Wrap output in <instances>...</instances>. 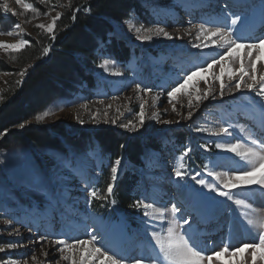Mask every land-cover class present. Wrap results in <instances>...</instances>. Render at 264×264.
Listing matches in <instances>:
<instances>
[{
	"label": "rangeland",
	"instance_id": "rangeland-1",
	"mask_svg": "<svg viewBox=\"0 0 264 264\" xmlns=\"http://www.w3.org/2000/svg\"><path fill=\"white\" fill-rule=\"evenodd\" d=\"M222 1L228 3L233 0ZM254 1L255 0L249 2L254 3ZM165 2L169 4V6L171 5V7L178 4L180 8L177 9L179 10L177 13L184 14L183 12L186 10L185 6L188 3H190V5L195 4L196 0H144V10L141 15L133 14L125 21L116 19L111 20L114 30L110 33L111 35L108 34V37L123 41L124 44L130 47V50L132 46L133 49L131 51V56L138 60L141 59V57L138 56V50L144 46L155 44L157 46V50L158 47L162 46L163 49H167L169 51L173 48L176 42L163 38L162 34L159 38H154L151 42L141 43L137 39L138 36L142 35H151L156 37V33L159 29H165L164 26H157L158 21H163L164 18L168 17L164 14L166 8L164 9L162 5H158L159 3ZM249 2L248 0H238L237 3L241 6L244 3ZM11 3L12 5L10 8H12L13 12L16 13L15 15L12 13H5L3 11V5L0 3V42L4 45H16L20 40L27 41L28 38L35 34L34 32L36 30H43L47 33H52L54 31L55 22H53V17H57L61 8V4L58 1L24 0V3L31 5L28 9L23 8L22 5L16 4L15 0H11ZM233 4H235V2ZM216 6H218V3L215 7ZM230 7L232 8L231 11L235 10L232 6ZM256 10L257 5L255 4L254 9H252V14L257 15ZM234 13L241 17L244 15V11H237ZM210 15L213 14L210 13ZM17 24L20 25L19 28L15 27ZM40 25H43L44 27H40ZM49 25H52L53 27V31L51 32L48 30ZM165 30L169 33L168 29ZM194 31L195 33L198 32L197 29ZM9 32H11L12 35H9ZM196 35L197 38L198 35L200 38H203L200 34ZM255 37L259 36L256 35ZM244 42H253V40L246 39ZM23 47L24 46L16 48L0 47V64H5L6 60L14 59L13 55ZM185 49H187V52L191 51L190 47H185ZM193 50L194 49H192V51ZM205 50L206 49H203V51ZM242 50L245 51L244 49ZM172 51L175 56H182L180 54H176L177 52L175 49H172ZM256 54L261 56V60L257 62L258 77L259 73L264 72V47H262ZM95 56L96 60H92L93 72L98 80H104L105 77L111 74L118 77L125 73V68L117 59L113 57L111 52L106 47V43H100L95 51ZM181 58H183V56ZM245 59H248V57L245 56L244 60ZM176 61L179 60L176 59ZM238 63L230 64L229 66L238 69L240 66ZM193 64L195 63L193 62ZM196 66L198 65L196 64ZM206 67L207 65H203L201 67H195L194 70ZM186 69L187 66L185 65L182 67L175 66L174 71L180 72L185 71ZM245 70L248 71L247 62L245 64ZM219 71V66L217 65L214 66V69L210 70L208 73H198L197 76L193 77V81L188 85L189 90L194 93L191 107H189L188 96L183 90L178 92L176 97L172 100H170L169 97H165L161 104H167V101H170V103H168L164 108L163 106L160 107L159 113H156L158 115V120L155 125H152V127H160V125H162L160 121H171L173 118L177 119L175 120L176 123L177 121L181 122L183 118L186 119L189 111H192L193 113L195 112V117L190 119L193 124L184 126L183 130H178V132H182L184 134V139H186L187 135H190L189 141L192 142V144H188L186 147L184 146L181 148V151H184L186 157L188 158L189 156V161L187 160L185 163V156L183 153H179L176 157V160L179 163L180 171L185 174V179L178 183L173 170L170 172L168 171L167 175L169 179H172L176 189H181V186L186 187L185 193L188 200L187 204L190 205L187 212L191 211V193L193 190L202 191L209 198L208 206L205 207V209H209L210 211H205L204 214L208 213L209 215H213L216 217V220H218L224 213L232 211L231 218V214H225V218L221 219L225 222V224H227V221L230 220V227L232 231L226 234L223 246L212 247L214 251H218L220 248L224 247L225 244H229L232 247H240L245 243H259L257 238L259 232L262 231L261 218L264 213V191H260L259 186L257 185L241 187L238 190H235L233 192V198L228 200L224 197H217L215 192H209L207 188L201 189V186L196 184L195 180L192 179V177L196 176L197 179H206L209 183L216 182L213 180V177L208 176V174H202L198 170V167L203 169L205 172H207L206 169H210L215 173L220 172L221 170H223V172L235 170L229 165L221 168L219 171L213 167L215 158L213 155L209 156L208 151H213V149L216 148L214 145L217 143H224V141L221 137H217L211 145H204L207 143L206 141L210 140L207 138L206 134L208 132L214 134L217 121L222 119L223 124L227 127V129L236 131L245 136V138H249L247 123L236 121L233 118L232 119L234 121L229 123L226 117L227 115L223 113L226 112L228 115L230 113H235L236 116L240 113H244L245 115L246 113H253L254 109L247 104H250V102L247 100L246 96H244L246 92L252 96L254 101L260 102L264 106V99L258 96L256 92H252L246 88L235 92V80L229 81L226 75L223 77V80L226 85L231 84V87H225L223 90V97L220 95V98L208 97L207 99L196 101L195 96L197 94L203 96L205 92L203 90L214 89L217 93H220V82L215 80L213 76V72L216 75H219ZM201 77H204V79H201ZM6 78L7 73L0 71V93L4 88ZM197 81H199L197 84V88L199 89L198 93L192 89V83H196ZM205 81H207V83H205ZM244 82H247V76L245 77V80L242 81V83ZM83 85V83L77 84L75 95L70 99L67 105L59 106L57 109L56 105L51 106L44 113V115L41 116L43 119L38 122L47 126L57 124L54 122V118L57 116L55 120L62 123V125L66 128L65 131L67 134L78 138H80L79 136L84 137L79 139V143L63 141V145L57 149L50 147L39 149L30 143L24 144L10 139L7 143H5L6 147L0 149V247L5 248V252H0V260L13 259L20 262V264H22L24 260H28L29 264H45L42 261L39 263L41 259L40 253L42 255V248L38 249L35 242L28 243V241H25V237V240L22 238V231L28 234L26 229L29 232L39 234L42 233L41 236H45V232H48L52 235L51 240L66 239L69 240V244L73 243V240L89 239V235L86 233H92L94 228H97L94 224L88 225L82 234L81 232L77 233L73 231L66 233L65 231L67 230L68 225L65 223L67 221H64V224L61 226L59 219L54 218V216L63 215L66 212H69L71 215V211L67 210L64 204L69 202L72 195V197H74L73 200L76 199L78 203L79 199L82 198L84 208L88 206L89 210L94 213L93 216L95 215L94 219L96 225L101 228L98 232L101 233V236H106L104 239L100 240L99 233H93L97 234L98 240H100L96 244L97 247L103 246L105 250H108L109 255H114L117 259L126 257L127 259L124 260V264H135V259L132 258H139L142 255L158 256L161 264H166V261H164L160 255L159 248L155 244L152 233L156 232L159 233L161 237H166L170 234V230H176L175 226L178 220L175 218L172 208L174 198L168 195L166 201L161 200L155 203L159 196L153 194L152 192L151 195L153 194V203H150L149 200H145L146 204L152 205V207L147 209L149 213L148 217L144 216L143 208L140 210L136 209L134 212L127 214L123 213L119 210L116 203L113 205V199L111 198V195H108L107 193L108 184L104 188L98 186L103 183L102 181H98L101 174L99 171L100 169L97 168L98 159L90 158L87 148L88 144L86 145L85 141L86 129H93L97 132L101 129L111 130L114 127H120L119 118L121 112H125L126 109H134V106L139 108L141 104H144V115H146L148 120L150 113L147 110L145 103H143L146 97L144 95H138L137 92L135 95L132 94L131 96L124 94L123 97L118 99V101H115V104L112 107L109 105V102L111 101L99 103L97 101L92 102L90 99H87V88L89 87L87 86L85 88ZM80 87L84 88L83 90L86 89L87 91H81L79 93L78 90ZM257 91H259V89H257ZM171 102L175 105V107L173 106L175 111L172 108ZM168 106L172 109L168 110ZM149 110L153 111L152 108H149ZM105 113H107V115H105ZM198 113L202 115L200 116L198 124H194ZM156 114L152 115L155 116ZM222 114L223 116H220ZM138 116L139 119L133 120L135 122L134 125L140 127V115ZM113 120H115L116 123H112ZM80 121H83V123H80ZM34 123V120H29L24 123V125L28 126L29 124ZM15 129L20 130V125ZM197 129L202 131H197ZM152 131H154L153 128L149 130V132ZM228 133L229 132L226 134ZM2 137L3 134H0V140ZM237 142L238 141L236 140L231 141V144H235ZM241 144L244 146H252L251 143ZM207 147L208 149L206 151L205 148ZM188 149H191V151H187ZM257 150L259 151L260 149L258 148ZM224 152L229 153L228 151ZM194 156H200L203 161L201 163L200 161L194 162L196 164L194 166V163L191 162ZM238 160L240 161L239 157ZM102 164H106L107 168L110 170L111 178V168L113 167V162L109 163L108 160H105ZM179 169L178 165L175 166V171ZM243 169L245 171L250 170L251 164L247 167L244 165ZM152 170V168L144 166L141 169V174L143 177L153 178L154 176ZM197 173H201V175L197 176ZM259 175L260 173L256 174L257 177H259ZM90 191H96L97 196L90 197ZM164 191L165 190H161V192ZM104 197H107V199ZM236 201H239L240 203L237 204ZM92 203H97L96 206L100 207L102 212L96 213L92 210ZM71 206L73 207V203ZM154 210H156V215L154 214ZM161 211L164 212L165 216L163 220L159 218ZM47 214L53 216L50 218L52 226L47 220ZM88 215L92 218V214H90V212ZM154 216L159 219L154 220ZM5 220L10 221V224L6 225ZM20 220H24V222L20 223ZM195 222L196 219L194 218L192 231L195 230ZM216 224L217 221L211 223L208 226V229H212ZM202 226L204 225H200V227ZM72 227L75 226L72 225ZM226 227L228 231V224ZM62 228L65 230L63 233ZM51 230L52 232H50ZM17 232L19 235L15 234ZM141 233L148 234L153 243H151V245H154L152 246V249L151 245L148 244L147 241H143V239H141ZM70 237H74V239L72 240ZM9 243L16 244L17 247L14 249H8L7 245ZM57 246L59 249L64 247L61 244H57ZM86 246H84L85 248L83 249V255L85 256L87 255V249L91 247V244L87 247ZM79 250H81V248ZM138 251L140 253L137 254ZM64 252L71 254L72 251L65 250ZM33 254L37 257L36 261H32L31 259ZM205 255L207 256L206 253ZM240 259H247L248 264H251V249H247L243 256L232 258L229 255H226L221 261H217L214 258L213 262L215 264H238ZM58 261L59 258L56 262ZM97 264H99V262H97ZM105 264H107V261H105ZM141 264H146V262L141 261ZM205 264H207V261H205ZM257 264H264V260H257Z\"/></svg>",
	"mask_w": 264,
	"mask_h": 264
},
{
	"label": "trees",
	"instance_id": "trees-1",
	"mask_svg": "<svg viewBox=\"0 0 264 264\" xmlns=\"http://www.w3.org/2000/svg\"><path fill=\"white\" fill-rule=\"evenodd\" d=\"M61 4L59 16L54 24V31L47 33L36 30L27 39L28 43L13 55L14 59L0 64V71L7 73L4 88L0 93V134L7 132L0 140V149L10 139L39 148L57 149L63 141L77 142L83 136H71L61 123L43 125L38 123L37 116H42L51 107L65 106L76 91L77 84L84 82L88 87L93 85L92 77L87 71V61L96 60L97 47L106 43V47L117 60H124L128 47L121 40L109 38L113 32L112 19L125 21L132 13L141 15L144 0H54ZM48 48L47 53L44 49ZM24 72L22 78L20 73ZM29 120V124L15 128ZM102 150L115 158L121 146L125 147L127 158L137 162L141 145L137 139H128L117 135L109 129L95 133ZM104 188L110 183V170L103 168L101 174ZM136 183L133 174L121 175L111 198L123 213L134 212L137 195L131 190ZM97 201V200H95ZM97 203L91 208L102 212Z\"/></svg>",
	"mask_w": 264,
	"mask_h": 264
},
{
	"label": "snow or ice",
	"instance_id": "snow-or-ice-1",
	"mask_svg": "<svg viewBox=\"0 0 264 264\" xmlns=\"http://www.w3.org/2000/svg\"><path fill=\"white\" fill-rule=\"evenodd\" d=\"M16 4L22 5L23 8L28 9L31 5L24 3V0H15ZM3 11L5 13H12V8L5 3L3 6ZM59 14H57V17ZM57 17H53V22L56 21ZM243 17L232 13V18L230 23L228 22L227 15L221 13L219 21L214 22L212 20H206L199 25H193L198 31V33H202L204 37V42L197 43L194 47L205 48L210 47L214 49H226L223 55L219 56V59H213L211 63L207 64L206 68H199L197 71L192 72L190 75L184 77L183 83H179L177 87L171 89V91L167 92V96L170 100L174 99L178 92L181 90L188 96L189 107L192 106L193 103V91H190L188 85L193 81V77L197 76L198 73H207L210 70L214 69V66H219V75H216L213 72L214 79L220 82V95L223 97V90L225 87H231V84L226 85L223 77L226 75L229 81L235 80V88L234 91H238L241 88H246L252 92H256L258 96L264 99V72L259 73L257 77V62L261 60V56L256 54L259 50L264 47V35L259 37H248L247 39L253 40V42H242L245 38L240 35H237V30L242 27L241 21ZM213 23H219L221 26L208 27V25ZM15 27L19 28L20 25L17 24ZM40 27H44L40 25ZM48 30L53 31L52 25L48 26ZM139 31V30H138ZM12 35L11 32L8 33ZM163 36L165 39H182L179 35L173 37L168 32L164 31L163 28L159 29L156 33V37L151 35H142L138 36L137 39L143 42H151L154 38H159ZM185 34H190V30H188ZM111 35V34H109ZM200 36L198 35V40ZM28 41L20 40L16 45H4L0 42V47L5 48H16L22 47L26 45ZM244 49V56L248 57L247 66L248 71L245 70V64L243 56L241 55L240 50ZM49 51L48 48L44 49V52L47 53ZM239 62L240 66L238 69L230 67V63ZM20 76L23 78L25 76L24 72L20 73ZM247 76L250 82H244L245 77ZM204 79V77H201ZM192 83V89L197 93L199 89L197 88V84ZM207 83V81H205ZM136 88L138 90L141 89V85L137 84ZM259 89V91H257ZM144 92H149L151 89L143 88ZM209 96V91L205 90L203 96L197 94L195 96L196 101H200L202 99H207ZM140 127L142 128L145 124V115H144V104L140 105ZM175 111V108H173ZM47 115V113H46ZM107 115V113H105ZM193 116V112L189 111L186 119H190ZM155 118V117H154ZM36 119L39 121L43 119L41 116H37ZM83 123V121H80ZM112 123H116L115 120ZM163 123H172L171 121H163ZM179 123V121H177ZM21 128L25 127L24 124L20 125ZM121 127L127 128V125H121ZM197 131H202L197 129ZM222 133H227L229 130L226 128H222L220 130ZM7 132V130H5ZM252 146H244L239 141L235 144L231 143H217L216 149L220 151H228L234 153L236 156L240 158L241 161L245 162V167L251 164V169L245 171L243 168L238 170H229L225 171L222 174H218L213 172L210 169L207 170L208 176L213 177V180L216 182L209 183L206 179H197L196 176L192 177L195 180L196 184L201 186V189L207 188L209 192H215L217 197H224L228 200L233 198V192L238 190L241 187H249L253 184L259 186L260 191H264V141H261L259 144L257 140L251 141ZM260 149L259 151L257 149ZM207 150V149H205ZM187 151H191L188 149ZM123 157L117 158L114 163V166L111 168V182L107 185V193L111 195L114 191L116 181L119 179L120 173V164L122 163ZM259 172V177L256 176V173ZM201 175V173H197V176ZM176 181L179 183L185 179V174L180 171H175ZM90 197H96V191L89 192ZM192 196V207L191 211L185 215L182 214L180 217V221L176 223V230H170V234L166 237H161L159 233L153 232L152 237L155 240L156 246L160 250V255L162 256L164 261H167V264H212L213 259L215 258L217 261H221L223 257L229 255L232 258H236L238 256H243L247 249H251V264H257V260H264V232H260L258 234L259 243L252 244H243L241 247H232L229 244H225L224 247L220 248L218 251H212L210 255H205L207 249H198L193 243V238L189 234V230L191 229L194 217L197 216L202 208L208 206V197L202 191L193 190L191 193ZM107 199V197H104ZM239 204V201H236ZM113 205H115V201H113ZM133 207L137 210L141 208L144 209V216L148 217L149 213L147 211L148 208L152 207L151 204H146L144 200H137ZM174 213H180L181 208L177 207L175 204L173 205ZM161 220L165 218L164 212L161 211L159 216ZM5 224H10V221L5 220ZM99 229L96 228L92 233H86L89 235V239L87 240H73V243L69 244L66 239L60 240H48L47 236H39L37 238V243L41 241H47L52 245L61 244L64 247L60 249L61 253L65 250L74 251L79 253L80 248H84V246L91 244V247L87 249V255H79V258H73L69 255H62V259L65 261L71 260V264H124V260L126 257H121L117 259L114 255H109L108 250H105L103 246L97 247L96 244L99 242L97 234H93L98 232ZM19 235V233H15ZM11 235V234H10ZM78 246V247H77ZM16 244L9 243L7 245L8 249L16 248ZM0 252H5V248L0 247ZM42 255L47 257L48 253L42 248ZM32 261H36L37 257L35 254L32 256ZM135 259V264H141V261H145L146 264H161L160 258L158 256H140ZM0 264H20L17 260L6 259L0 260ZM22 264H29L28 260H24ZM238 264H248L247 259H240Z\"/></svg>",
	"mask_w": 264,
	"mask_h": 264
},
{
	"label": "bare ground",
	"instance_id": "bare-ground-1",
	"mask_svg": "<svg viewBox=\"0 0 264 264\" xmlns=\"http://www.w3.org/2000/svg\"><path fill=\"white\" fill-rule=\"evenodd\" d=\"M234 2H235V4H233ZM0 3L2 5L7 3L9 7H11V5H12L11 0H0ZM217 3H218V6H216L214 9H212L210 4L216 5ZM195 4L196 5L193 6V5H190V3H188L185 6L186 10L183 12L184 14L177 13V12H179V10H177V9L180 8V6L178 4L173 5V7H171V5L169 6V4H167L166 2L158 4V5H162L164 7V9L166 8L165 12L164 11L163 12L168 17L164 18L163 21L161 23H159L157 26L158 27L164 26L165 29L169 30V34L172 35L173 37H176L177 35L182 37V39H176V40L172 39V41H174L176 43L174 44L173 48H171L170 50L172 51V49H175V50L179 49L181 51H184V53L182 55L183 58H181L182 56L178 55V56H173L167 60L176 61V59H177V60L182 61V62L187 61L186 63H192L191 65L197 64L198 66L207 65V64L211 63L213 59L218 60L219 56L223 55V53L226 51V49H214V48H210V47H205L203 49H206V50L203 51V49H201V48L194 47L195 44L204 42V40H203L204 37L203 38L201 37L198 40L196 34H200L201 36H203V34L198 33V32L195 33L194 30L196 28L193 27V25H199L200 23H203L206 20H212L214 22H217V21H219L221 13L227 15V17H228L233 12L242 11L244 9L240 6V4L237 3V0H233L231 3H226V2L220 1V0H196ZM228 5L232 6L233 9H235V10L231 11L232 8ZM210 13H212L213 15H210ZM258 24L261 26V28L255 33V31L257 30ZM262 25H264V17H262L260 19L257 18V20L254 19L253 21H250L249 25H248V28H249L248 31H250V32L247 34V36H250L251 34H252V36H255L260 31H261V34L264 35V26H262ZM215 26H221V25L219 23H213V24L208 25V27H215ZM165 29H164V31H166ZM188 30H190V34H185ZM258 34H260V33H258ZM185 35H186V38H185ZM185 47H190L191 51L187 52V49H185ZM167 48H169V47H167ZM207 48H208V50H207ZM192 49H194L195 51L193 50L194 51L193 52ZM240 52H241V55L243 56V59H244V57H245L244 51L241 49ZM138 56L141 57L140 60L135 59L133 56H131V59L125 64L126 68H125L124 74H122L118 77L111 74V75L105 77L104 80H95L96 88H95V90L93 92V96L90 100L92 102L97 101L99 103L111 101V102H109V105H111L113 107V105L115 104V101H118V99L120 97H123L124 94L127 96H131L132 94L135 95L137 92L138 95H144L146 97V99L144 98L145 100L143 103H145V105L147 106V110L150 113V117L147 120V117L145 115L146 122L142 128L134 125L135 122L133 119H139L138 115H139L140 110H141L140 106H139V108L137 106L136 107L134 106V109H130V110L126 109L125 112H121V115L119 118L120 119L119 120L120 127H114L112 129H114V130H116L122 134H126L130 137L138 138L140 140V142H142V143H144L148 140L149 141H157L159 144V147H155V148L147 147L145 150V153H144L145 156L142 159H143V163L145 166L148 167V166L157 165L156 170L158 172H161L162 168L171 167V165H169V164L173 161V156L175 155V151L180 149V147L178 146V136L176 135L177 134L176 132H178V130H183L184 126L192 125L193 122H191L190 119L193 118V116L190 119H184L183 118L184 120L182 119L183 121L181 120V122H179V123L175 122V120H177L176 118L171 119L172 123H167V124L163 123V121H160L162 124V125H160V127H152V125H155L156 121L158 120L157 114L160 111L159 110L160 107L163 106V108H164V107H166V105L168 103H170V101H167L166 102L167 104H161L162 100L165 97H168L167 92L171 91V89L174 88L173 83H175V81H177L180 77H177V79L174 81L177 73L173 72V70L171 69L172 66L170 64H166L164 62H161L160 54L157 51V46L155 44H151L149 46H144L143 48H140L138 50ZM188 60H190V61H188ZM247 60L248 59L244 60V64H246ZM193 62L195 64H193ZM237 63L238 62L230 63V64H237ZM247 82H250L248 80V78H247ZM137 84L141 85L140 90H138L136 88ZM143 88H149V89H151V91L144 92L142 90ZM203 91H205V90H203ZM127 92H129V93H127ZM208 97H220V93H217L216 90L211 89ZM128 106H129V104H128ZM169 107L170 106H168L167 109L171 110V108H169ZM149 108H152L153 111L149 110ZM152 114H156V115L153 116ZM55 118H54V122L59 123V121L55 120ZM165 119H167V118H165ZM196 119H197V116H196ZM121 125H127V128L121 127ZM88 127H90V126H88ZM151 128H153L154 131L149 132V130ZM93 131H95V130L86 129V132H93ZM215 132L216 133L218 132V134H222V132L219 131V129L217 127H216ZM96 153H97V150L94 148L92 150L90 156L92 158H96ZM233 155L235 156V154H233ZM124 166H126V162L124 160H122V163L120 164L119 167L121 169ZM129 166H132V165L129 164ZM222 173H224V172L223 171L218 172V174H222ZM174 195L176 196V198L178 197L177 190H174L173 196ZM162 198L164 200V197H162ZM73 199H74V197H72V195H71V199L69 200V202L64 204L65 208L67 210L71 211V215L69 212H66L63 215H58L56 217L54 216L55 219H59L61 226L64 224V221H67L65 224L68 225V228L66 231L62 228V233L64 231L66 233H69L71 231L80 233L79 231L82 230L81 228H84V227L88 226L89 224H95L96 223L94 216H93V213L91 211H90V214H92V218L90 217V215H88L89 212H86V214L83 215V216H86L85 218L80 216V214H82V206H81L82 199H79V203L77 202L76 199L75 200H73ZM72 203H73V207L71 206ZM155 211L156 210H154V214L156 215ZM74 212H77V213L74 214ZM49 213H51V212H49ZM225 214L226 213H224L220 219L216 220L217 224L214 226L215 228L213 227L212 230H208L207 231V237H205L201 241H199V244H200V242H202L208 248L212 247L214 245L215 246H222L223 245L222 244L223 239H225L226 234H228V232L231 231V227H230L231 223L228 224V221H227V224L229 227V229L227 231V227H226L227 224H225V222H223L221 220L222 218H225ZM227 214H232V211L227 213ZM52 217H53L52 215L47 214V220L49 222L51 221L50 218H52ZM230 218H231V215H230ZM157 219H159V218L154 216V220H157ZM19 222L23 223L24 220H20ZM76 222H78V224ZM72 225L75 227H72ZM24 226H26V225H24ZM51 226H52V223H51ZM98 229H99V227H98ZM52 230L50 232H52ZM26 232H28V234H26L25 232L22 231V238L24 240L26 238L25 241H28V243L35 242V245H36V247H38V249L43 248L48 253L47 257H45L44 255H41V253H40L41 259H40L39 263L42 261L45 264H49V263L50 264H64V263L65 264H67V263L71 264L70 263L71 260H68V261L63 260L62 255H69V256H72L73 258H77V259L79 258V255H83V249L85 247L81 248V250H79V253H76L74 251H72L71 254L67 253V252L61 253V251L57 245H52V244L48 243L47 241H41L39 243L36 242L37 238L39 236H41L42 233L39 234V233L29 232V231H27V229H26ZM190 232L191 231H189V234H190ZM45 236L48 237V240H51V238H52V235H50L48 232L47 233L45 232ZM140 237H141V239H143V241H147L148 244L152 243V240H150L148 234L141 233ZM70 238L72 240L74 239V237H70ZM85 240H87V239H85ZM68 241L69 240H67V242ZM87 246H89V245H87ZM152 246H154V245H151V249H152ZM205 249H207V248H205ZM58 258H59V261L56 262V260Z\"/></svg>",
	"mask_w": 264,
	"mask_h": 264
},
{
	"label": "crops",
	"instance_id": "crops-1",
	"mask_svg": "<svg viewBox=\"0 0 264 264\" xmlns=\"http://www.w3.org/2000/svg\"><path fill=\"white\" fill-rule=\"evenodd\" d=\"M184 196L186 197V194ZM202 209H204V208H202Z\"/></svg>",
	"mask_w": 264,
	"mask_h": 264
},
{
	"label": "water",
	"instance_id": "water-1",
	"mask_svg": "<svg viewBox=\"0 0 264 264\" xmlns=\"http://www.w3.org/2000/svg\"><path fill=\"white\" fill-rule=\"evenodd\" d=\"M3 133L5 134L6 132L4 131Z\"/></svg>",
	"mask_w": 264,
	"mask_h": 264
}]
</instances>
